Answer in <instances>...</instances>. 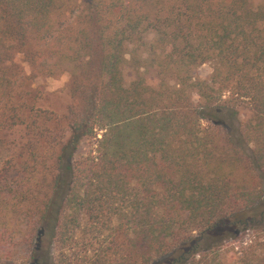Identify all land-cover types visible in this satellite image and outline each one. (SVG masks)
<instances>
[{
  "label": "trees",
  "instance_id": "1",
  "mask_svg": "<svg viewBox=\"0 0 264 264\" xmlns=\"http://www.w3.org/2000/svg\"><path fill=\"white\" fill-rule=\"evenodd\" d=\"M64 73L59 119L31 87ZM15 128L6 264L15 236L43 233L45 264H264V0H0V132Z\"/></svg>",
  "mask_w": 264,
  "mask_h": 264
},
{
  "label": "rangeland",
  "instance_id": "2",
  "mask_svg": "<svg viewBox=\"0 0 264 264\" xmlns=\"http://www.w3.org/2000/svg\"><path fill=\"white\" fill-rule=\"evenodd\" d=\"M260 2L261 0H255V4ZM142 37V42L146 45L140 53L145 55L146 47L154 42L156 35L154 32L148 31L146 34H143ZM135 46H138V44L131 45L130 47L134 49ZM210 73L211 66L208 64L199 67L197 70V76L203 80L208 79ZM69 79L68 73H64L54 78H37L31 87V91H35L37 94V100L34 103V107L49 111L59 119L64 118L68 107L72 103L69 93ZM24 144L25 133L22 128H15L0 132V175L3 167L5 165H9L10 163L11 166L8 168L11 170L10 172L12 175L14 174L18 181L21 179L23 175L22 166L25 162ZM89 150L90 144L88 142H83L79 145L75 155L77 157L85 156ZM49 165H51L50 162ZM42 175L43 166L38 163L34 172L35 180L40 183ZM41 191L42 193L39 195V199L44 196V191ZM22 231H25V229L22 228ZM243 231L244 230L241 229L240 232ZM228 232L229 231L226 230L225 235ZM251 232L252 230L249 231L248 229L245 231V233ZM22 239V236H15V241L13 242L12 247L5 246L3 252L7 255L14 256V259L17 258L18 262H21L22 264H45L52 258V256H54V249L49 242V236L45 235V233L41 234L38 246L35 249H28ZM106 244L107 243L104 242V245ZM3 255L0 257V264H6V258ZM160 262L157 264H160Z\"/></svg>",
  "mask_w": 264,
  "mask_h": 264
}]
</instances>
